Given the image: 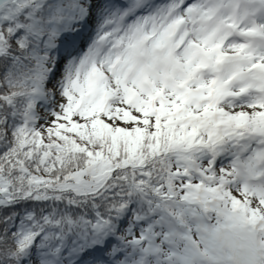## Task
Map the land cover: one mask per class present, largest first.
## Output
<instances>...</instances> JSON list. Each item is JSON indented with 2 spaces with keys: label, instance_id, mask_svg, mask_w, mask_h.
<instances>
[{
  "label": "snow or ice",
  "instance_id": "6c2138e0",
  "mask_svg": "<svg viewBox=\"0 0 264 264\" xmlns=\"http://www.w3.org/2000/svg\"><path fill=\"white\" fill-rule=\"evenodd\" d=\"M0 264H264V0H0Z\"/></svg>",
  "mask_w": 264,
  "mask_h": 264
}]
</instances>
